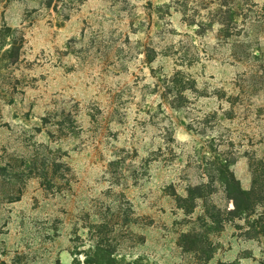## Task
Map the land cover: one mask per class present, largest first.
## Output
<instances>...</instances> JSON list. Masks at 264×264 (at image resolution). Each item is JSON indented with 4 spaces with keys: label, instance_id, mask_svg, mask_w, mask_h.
Returning a JSON list of instances; mask_svg holds the SVG:
<instances>
[{
    "label": "rangeland",
    "instance_id": "rangeland-1",
    "mask_svg": "<svg viewBox=\"0 0 264 264\" xmlns=\"http://www.w3.org/2000/svg\"><path fill=\"white\" fill-rule=\"evenodd\" d=\"M176 2L0 0V262L84 264L102 241L149 264H264L263 239L204 226L231 208L209 182L216 159L246 190L264 163V25L228 40ZM175 71L194 81L180 110L163 94ZM43 156L57 183L37 178ZM197 184L187 215L172 194Z\"/></svg>",
    "mask_w": 264,
    "mask_h": 264
},
{
    "label": "trees",
    "instance_id": "trees-1",
    "mask_svg": "<svg viewBox=\"0 0 264 264\" xmlns=\"http://www.w3.org/2000/svg\"><path fill=\"white\" fill-rule=\"evenodd\" d=\"M176 5L179 6V11L190 26L198 29L204 25L216 26L220 35L228 40L237 37L239 30L245 28L248 23L264 25V0L261 4L255 0H177ZM200 10H206L208 13L200 15L198 13ZM19 51L20 45L11 42L4 55L17 58ZM148 62L151 63V59ZM193 90L194 81L185 79L180 71H175L164 78V98L174 110H180L186 106L188 93ZM36 160L37 158L30 161L32 163L28 164V170H35L33 165ZM41 162L37 178H41L47 185L57 183L59 180L57 173L60 172L59 163L48 156H43ZM233 164V160L229 157L228 161L222 158H217L215 161V175L209 182L222 188L231 203V208L221 211L213 206V215L206 213L204 219H207L204 221V226L221 233L227 224L233 225L236 230H244L243 237L247 240H264V213L261 211L264 202V163L261 160H250L249 168L252 178L248 190L243 189L235 177L231 169ZM207 185L189 186L185 196L176 193L172 196L188 215L193 212L196 200L204 198L206 189L209 187ZM181 239L196 248L199 244H204L203 240L194 233H183ZM84 256V264H149L141 257L125 260L115 256L114 251L103 245L102 241L90 246L87 251H84ZM0 264L10 263L1 261Z\"/></svg>",
    "mask_w": 264,
    "mask_h": 264
}]
</instances>
